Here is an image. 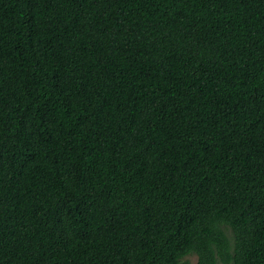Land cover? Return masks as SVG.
Segmentation results:
<instances>
[{
  "label": "trees",
  "instance_id": "16d2710c",
  "mask_svg": "<svg viewBox=\"0 0 264 264\" xmlns=\"http://www.w3.org/2000/svg\"><path fill=\"white\" fill-rule=\"evenodd\" d=\"M264 264V0H0V264Z\"/></svg>",
  "mask_w": 264,
  "mask_h": 264
},
{
  "label": "rangeland",
  "instance_id": "374dc122",
  "mask_svg": "<svg viewBox=\"0 0 264 264\" xmlns=\"http://www.w3.org/2000/svg\"><path fill=\"white\" fill-rule=\"evenodd\" d=\"M186 258L188 259V264H196V255H187L183 260Z\"/></svg>",
  "mask_w": 264,
  "mask_h": 264
}]
</instances>
